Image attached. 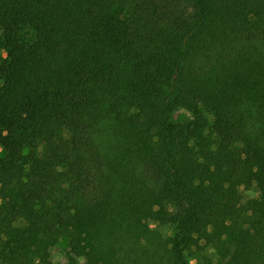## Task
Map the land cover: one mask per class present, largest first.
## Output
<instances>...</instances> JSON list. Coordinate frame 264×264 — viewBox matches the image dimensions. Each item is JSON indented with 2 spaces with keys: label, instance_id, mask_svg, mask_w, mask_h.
Returning <instances> with one entry per match:
<instances>
[{
  "label": "trees",
  "instance_id": "16d2710c",
  "mask_svg": "<svg viewBox=\"0 0 264 264\" xmlns=\"http://www.w3.org/2000/svg\"><path fill=\"white\" fill-rule=\"evenodd\" d=\"M0 79V264H264V0H0Z\"/></svg>",
  "mask_w": 264,
  "mask_h": 264
},
{
  "label": "rangeland",
  "instance_id": "374dc122",
  "mask_svg": "<svg viewBox=\"0 0 264 264\" xmlns=\"http://www.w3.org/2000/svg\"><path fill=\"white\" fill-rule=\"evenodd\" d=\"M21 35H22V39L25 42L33 41L35 39V36H36L34 30L31 29L30 27L23 28L21 30ZM7 54H8L7 49L1 50V55L4 58L7 57ZM3 82L4 81L0 79V89L3 86ZM11 109L12 108H11L10 103L8 101H6L5 99H3L1 97V94H0V116L4 113L10 112ZM205 115L207 118H209V121L211 122L213 119L211 114L209 112H205ZM173 119L176 123H188V122H194V120H195L193 112L187 108H184V107H179L175 110V112L173 114ZM253 168L256 172L259 171V168L257 166H254ZM247 195L250 197H253V196L257 195V192L254 189H251V190L247 191ZM154 226H156V224H154ZM67 248H68V240L64 239L58 244V246L56 247V249L53 253V259L55 262H57L58 264H66L64 252ZM190 262H191V264H198L197 259H195L194 257H190Z\"/></svg>",
  "mask_w": 264,
  "mask_h": 264
}]
</instances>
